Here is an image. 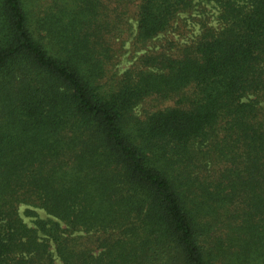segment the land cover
<instances>
[{
  "label": "trees",
  "instance_id": "trees-1",
  "mask_svg": "<svg viewBox=\"0 0 264 264\" xmlns=\"http://www.w3.org/2000/svg\"><path fill=\"white\" fill-rule=\"evenodd\" d=\"M45 1L0 0V264H264V0L117 77L129 0ZM132 1L136 49L204 7Z\"/></svg>",
  "mask_w": 264,
  "mask_h": 264
},
{
  "label": "rangeland",
  "instance_id": "rangeland-1",
  "mask_svg": "<svg viewBox=\"0 0 264 264\" xmlns=\"http://www.w3.org/2000/svg\"><path fill=\"white\" fill-rule=\"evenodd\" d=\"M198 1L201 2L202 6H204V10L200 6L195 5L194 10L188 13H182V15H180V18L177 21L178 29L168 33L160 34L153 40L147 42L145 46L138 49L133 46V37L136 32V22L132 16V13L135 10V4L132 0L125 2L126 13L120 22V31L115 44L118 52L114 66L111 68L110 72L115 74L116 77L121 75L135 62L139 55L159 49L161 45L166 43V40H172L176 44H183L191 41L199 32V23L197 19H202L203 15L210 24L216 25L217 12L214 4L208 0H194V4H196ZM181 20L186 22L185 26H183L184 21ZM152 103L153 101L150 97L145 98V100L135 107L132 115L141 116L145 110L152 109ZM25 208L26 206L24 205L20 206L19 212L23 220L29 226H34V217L27 215L24 212ZM36 213L39 218L48 217V215L41 209H36ZM55 264H59L58 259L55 260Z\"/></svg>",
  "mask_w": 264,
  "mask_h": 264
}]
</instances>
